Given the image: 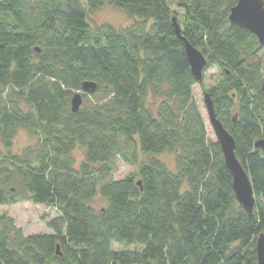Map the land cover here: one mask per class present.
<instances>
[{
  "label": "trees",
  "instance_id": "1",
  "mask_svg": "<svg viewBox=\"0 0 264 264\" xmlns=\"http://www.w3.org/2000/svg\"><path fill=\"white\" fill-rule=\"evenodd\" d=\"M176 1L182 26L170 0H0V142L10 149L25 128L37 144L0 161V205L31 202L59 213L46 222L49 233L31 235L0 215V264H256L264 232V151L254 145L264 138L262 46L228 21L236 0ZM106 2L135 22L93 32L88 13ZM173 17L204 54L203 72L222 70L202 89L249 176L251 216L207 134ZM85 81L95 89L73 112L71 97ZM164 153L173 154V168ZM118 159L137 170L114 179ZM96 196L104 207L91 205Z\"/></svg>",
  "mask_w": 264,
  "mask_h": 264
},
{
  "label": "rangeland",
  "instance_id": "2",
  "mask_svg": "<svg viewBox=\"0 0 264 264\" xmlns=\"http://www.w3.org/2000/svg\"><path fill=\"white\" fill-rule=\"evenodd\" d=\"M83 5L87 7V0H81ZM171 10L179 20V24L182 26L184 21V11L180 8L176 0H170ZM89 26L93 32H96L102 26H111L116 29L131 25L134 19H129L125 13L106 2L100 8L88 13ZM150 22H147L149 24ZM260 55L264 59V47L260 51ZM222 70L213 65L203 72L202 83L194 85L192 92L194 99L199 107V110L205 120L207 134L210 139L216 140L212 128L208 122L206 109L203 102V89L202 86L208 87L214 84L221 77ZM82 100V104H83ZM81 104V105H82ZM151 105V103H149ZM37 149L36 137L25 128H19L13 139L12 146L10 149H5L0 142V161L8 159L11 155H19L25 157L26 152L35 151ZM73 156L76 161V165L82 159V153L79 149L73 152ZM142 158L141 154H138V159ZM160 158L165 164L173 168L174 156L172 153H164L160 155ZM137 170V166L129 165L118 159L115 163L113 170V178L120 179L127 174H130ZM91 205L95 209H100L105 206L106 202L99 196L94 197L91 200ZM7 215L12 218L14 225L22 230L24 235H31L37 233H49L50 230L46 226V222L59 215L56 208L50 205L34 204L31 202H18L12 205H0V215ZM123 246L114 245V248L121 249Z\"/></svg>",
  "mask_w": 264,
  "mask_h": 264
},
{
  "label": "water",
  "instance_id": "3",
  "mask_svg": "<svg viewBox=\"0 0 264 264\" xmlns=\"http://www.w3.org/2000/svg\"><path fill=\"white\" fill-rule=\"evenodd\" d=\"M228 21L254 34L258 39L259 45L264 47V0H236V4L230 9ZM172 23L177 37L183 42L192 75L198 83H201L206 58L199 49L181 35L180 27L174 17L172 18ZM94 89L95 84L93 82H83L81 90L75 92L71 97V110L73 112L78 111L82 103V94L91 93ZM203 102L208 122L222 151L224 163L232 177L234 197L238 204L251 216L254 206L253 189L247 172L235 155L234 138L217 118L212 99L207 92L203 93ZM254 145L264 151V138L256 140ZM254 249L256 264H264V232H260L256 236Z\"/></svg>",
  "mask_w": 264,
  "mask_h": 264
}]
</instances>
